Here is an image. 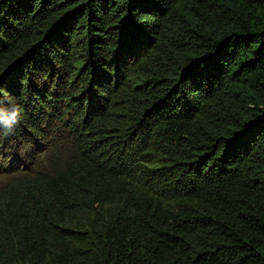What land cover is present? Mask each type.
I'll return each instance as SVG.
<instances>
[{
    "label": "trees",
    "instance_id": "16d2710c",
    "mask_svg": "<svg viewBox=\"0 0 264 264\" xmlns=\"http://www.w3.org/2000/svg\"><path fill=\"white\" fill-rule=\"evenodd\" d=\"M13 107L0 264H264V0H0Z\"/></svg>",
    "mask_w": 264,
    "mask_h": 264
},
{
    "label": "clouds",
    "instance_id": "9594fccd",
    "mask_svg": "<svg viewBox=\"0 0 264 264\" xmlns=\"http://www.w3.org/2000/svg\"><path fill=\"white\" fill-rule=\"evenodd\" d=\"M20 120L18 108L13 107L10 111L0 108V126L6 134H11ZM7 179V178H6Z\"/></svg>",
    "mask_w": 264,
    "mask_h": 264
},
{
    "label": "rangeland",
    "instance_id": "374dc122",
    "mask_svg": "<svg viewBox=\"0 0 264 264\" xmlns=\"http://www.w3.org/2000/svg\"><path fill=\"white\" fill-rule=\"evenodd\" d=\"M17 165H18V163H17ZM16 165V166H17ZM20 171V168H19V166H17L16 168H15V170H14V173H17V172H19ZM6 179V176L5 175H3L2 173H0V184L3 182V180H5Z\"/></svg>",
    "mask_w": 264,
    "mask_h": 264
}]
</instances>
